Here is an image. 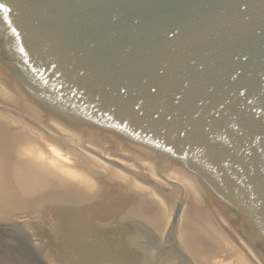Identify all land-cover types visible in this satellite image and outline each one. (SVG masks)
I'll use <instances>...</instances> for the list:
<instances>
[{"label": "water", "instance_id": "obj_1", "mask_svg": "<svg viewBox=\"0 0 264 264\" xmlns=\"http://www.w3.org/2000/svg\"><path fill=\"white\" fill-rule=\"evenodd\" d=\"M0 5V113L125 179L88 216L122 263L204 264L190 230L264 264V0Z\"/></svg>", "mask_w": 264, "mask_h": 264}, {"label": "rangeland", "instance_id": "obj_2", "mask_svg": "<svg viewBox=\"0 0 264 264\" xmlns=\"http://www.w3.org/2000/svg\"><path fill=\"white\" fill-rule=\"evenodd\" d=\"M0 119L4 120L3 122L5 123L8 122L6 120V117L3 116L2 113H0ZM7 124H9V122ZM13 124L14 123L9 124V130H11L12 127L14 132L16 130L18 132L17 127L15 126V124ZM29 131L31 132L30 137L35 138L33 134L37 135L40 139V142L43 143L40 149H43L44 147H50L49 150H51L52 155L56 159L62 160L61 162L58 161L62 168H66V165H63V162H65L68 166L72 167L74 171H77L75 170L77 168L81 170L85 169L87 172L91 170L90 172H92L93 175H96L98 179H103L114 184H119V187L121 189L120 191H126V181L118 174H115V177L117 178L116 180V178L112 177L110 173L105 169L82 159L80 156L74 155L73 153L66 151L65 149L59 147L57 144L47 139L45 136L41 135L39 132H33L31 130ZM26 134L27 132L25 130H22V136H26ZM50 143L56 146L57 148L62 149L66 153L59 152V150L55 149V147L52 146ZM48 144L51 146H48ZM47 152L48 151H46L45 153ZM70 167H67V169H69L68 171L67 169H64V171L68 173L69 171H71ZM3 169L4 168L0 167V194L2 197H6V199L7 197L10 199H7L9 203L8 207L2 208L6 216H3L5 220L0 219V224L11 223L13 225V228L8 229L0 227V264H82V260L84 261V264H97L98 257L96 258L94 257V255L95 253L96 255H98L100 250L104 252L103 261H107V264H128V262L122 263L123 257L121 256L125 257V255H123L121 249L117 247V243H114L110 239L103 236L101 233L94 230L93 226L91 227V230L89 229L90 232L88 231V229H83L82 222L78 224V228H75V219L81 221L84 218H89V215L86 212L81 210L78 211V209L75 208H73V210H69V207L65 206L66 212H64V208L62 214L59 213L61 211L56 210L54 211L57 214L55 217L51 216L53 215L52 212H49L45 208V214H41V212H43V208L41 207V202L36 197L38 193V189L36 188V186H34L33 188L31 186H28L26 188L24 196H21V189L16 187L17 185L25 186V183L26 185L30 183L29 179H32V177L27 174V171H22L24 174L23 177L20 176L19 172L14 171L12 172L14 174L7 176V173H4L5 169ZM95 171H98L99 174L95 173ZM74 174H76V172ZM16 175H18L17 180H15ZM18 182L19 184H17ZM32 189H34V196L37 199L35 201H30L32 203L28 204L29 200L27 199L30 194L33 193ZM16 199L19 201L17 204L15 203ZM21 203H24V205H22ZM47 208H51L52 210H54L53 207L50 205H48ZM61 215H63L64 217ZM58 223L61 224L59 225ZM63 225L64 228H62ZM81 230L83 231V233ZM93 233H95V236L88 235ZM65 234L70 235L71 239H73L75 236L81 237V239H75L76 243L71 244V247L88 253V256H82L81 253H77L79 256H73L72 253L74 251L72 250V248L71 250H69V247H67V249L62 248V236H64ZM84 234H86L87 236ZM198 234V232L191 233V231H189L187 239H189L190 241L189 237H192L191 239H193L196 238ZM84 236L86 238H84ZM214 237L220 239L217 236ZM224 244L225 247L231 249L225 242ZM73 257L77 260V262L73 259ZM88 258L91 259L90 263H88L86 260ZM94 260H97V263H95Z\"/></svg>", "mask_w": 264, "mask_h": 264}, {"label": "bare ground", "instance_id": "obj_3", "mask_svg": "<svg viewBox=\"0 0 264 264\" xmlns=\"http://www.w3.org/2000/svg\"><path fill=\"white\" fill-rule=\"evenodd\" d=\"M6 120L9 122V124L13 123L8 118H6ZM3 121L4 120L0 121V167L5 169L3 170L4 173L5 172L7 173V176L14 174L12 173L14 171V172H19L20 176L23 177L24 174L22 171H27V174H29L32 177V179H29L30 183H28L27 185L25 183V186L17 185L16 187L21 189V196H24V193L28 186H31L32 188L36 186V188L38 189V193H37L38 198L41 197L42 199L41 207L43 208L42 210L43 212H41V214H45V210H44L45 208L49 212H52L53 215L51 216L54 217L56 216V212L52 211L51 208H47L49 205L48 203L52 205H56L57 210L61 211L59 212L60 214H62V211L65 210V206H68L69 210L71 209L73 210V208H75L78 209V211L81 210L86 212L88 215L91 212L101 211L104 209H109L114 211H121L126 209L127 206L126 202L130 203L129 196L126 195V191H120L121 189L119 187L120 186L119 184H114L103 179H98L96 175H93V173L90 172L91 170L87 172L85 169L81 170L77 168L75 169L77 171H74L72 167L68 166L65 162H63V165H66V168L64 167L62 168L60 166V163L58 162V161L61 162L62 160L56 159L52 155L51 150H49L50 147L49 148L44 147L43 149H40L43 143L40 142V139L37 135L33 134L35 138L30 137L31 135L30 131H29L30 133L26 131L28 135L26 134V136H23V141L25 146V152H24V149L17 137V133H18L17 130L14 132L12 127L11 130H9L10 126L9 124H7L8 122L5 123ZM51 145L54 146L53 144ZM51 145L48 144V146ZM54 147L55 149H58L59 152H65L62 149L57 148L56 146ZM46 151L48 152L45 153ZM67 167H70L72 173L71 171H69L68 173L64 171V169H67ZM68 170L69 169H67V171ZM75 172L76 174H74ZM95 173L99 174L98 171H95ZM65 177H69L77 181L78 182L77 188L80 189L81 191L75 192L73 190H70L69 188L74 187V183L66 179ZM17 178L18 175H16L15 180H17ZM17 184H19V182ZM32 190L33 193H31L27 199L29 200L28 204L32 203L30 201L36 200L34 196V189ZM51 190H53V192ZM40 191L44 193H41ZM46 198H48L47 200L48 203L44 201ZM64 212H66V210ZM74 221H75L74 222L75 228H78V224L82 222L83 229H88V231L89 229L91 230L92 225L90 222H88L90 221L89 218L88 219L84 218L81 221L75 219ZM62 228H64V225L62 226ZM189 231L190 230L184 231V234L187 236ZM95 233L88 235L95 236ZM84 238L86 237L84 236ZM189 238L190 241L189 239H187V237H185L186 241H188L187 242L188 246L190 245V243H192L190 247L191 252L193 251L196 254L198 260H200L204 264H246L232 249L225 247L224 241H222L221 239L214 237V239L219 243L220 245L219 246L209 239H206L204 243V235L200 236V233L196 238L193 239H191L192 237ZM62 239L63 242L61 243V247L65 249L69 247V250H71L72 248L71 244L76 243L75 239L76 240L81 239V237L75 236L73 239H71L70 235L65 234L64 236H62ZM72 250L74 251L72 253L73 256L74 255L79 256L77 253H81L82 256H88V253H85L82 250L74 249V248H72ZM103 254L104 252H102L101 250L99 251L98 255H96L95 253L94 257L96 258L98 257V263L97 260L96 261L94 260L95 263L107 264V261H103L104 260ZM90 258L86 259L88 263H90L91 261ZM73 259L77 262V260L74 257ZM82 264H84L83 260H82Z\"/></svg>", "mask_w": 264, "mask_h": 264}, {"label": "snow or ice", "instance_id": "obj_4", "mask_svg": "<svg viewBox=\"0 0 264 264\" xmlns=\"http://www.w3.org/2000/svg\"><path fill=\"white\" fill-rule=\"evenodd\" d=\"M3 6L2 5H0V8H2Z\"/></svg>", "mask_w": 264, "mask_h": 264}]
</instances>
